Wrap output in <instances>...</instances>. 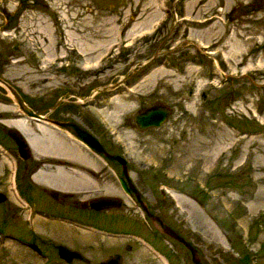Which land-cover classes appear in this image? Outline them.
<instances>
[{
    "label": "rangeland",
    "instance_id": "1",
    "mask_svg": "<svg viewBox=\"0 0 264 264\" xmlns=\"http://www.w3.org/2000/svg\"><path fill=\"white\" fill-rule=\"evenodd\" d=\"M0 77L36 106L90 81L109 148L167 171L156 212L189 229L202 264H264V0H0ZM153 103L164 123L135 130ZM0 264L42 261L0 235Z\"/></svg>",
    "mask_w": 264,
    "mask_h": 264
},
{
    "label": "flooded vegetation",
    "instance_id": "2",
    "mask_svg": "<svg viewBox=\"0 0 264 264\" xmlns=\"http://www.w3.org/2000/svg\"><path fill=\"white\" fill-rule=\"evenodd\" d=\"M69 50L82 54L75 47ZM72 69L82 74L79 68ZM139 79L124 77V89L135 87ZM84 81L79 87H62L53 100L44 95L38 106L25 101L13 86L24 105L39 118L25 116L0 85L7 97L2 104L11 108L0 112V223L16 219L10 232L0 224V235L40 258L42 264H99L114 254L120 256L121 264H187V257L193 264L188 248L164 233L162 225L198 255L187 235L189 229L172 220L176 215L168 219L156 212V184H169L167 171L161 168L156 172V165L151 164L134 165L124 148H109L117 128L110 130L98 118L94 99L98 91L90 81ZM156 105H141L132 112L128 119L135 130L156 128L139 129L134 121L135 116ZM99 107L101 114L104 107ZM79 132L95 139L102 151L90 146ZM240 134L255 131L240 130ZM159 194L166 198L162 190ZM59 246L77 255L61 257ZM87 251L108 252L98 259ZM198 259L202 264L199 255Z\"/></svg>",
    "mask_w": 264,
    "mask_h": 264
},
{
    "label": "water",
    "instance_id": "3",
    "mask_svg": "<svg viewBox=\"0 0 264 264\" xmlns=\"http://www.w3.org/2000/svg\"><path fill=\"white\" fill-rule=\"evenodd\" d=\"M0 85H2L7 90L11 98L19 105V108L21 109V111L24 113L25 116H34L39 118L37 115H35L32 112V110H30L24 105L22 98L20 97L18 92L13 88V86H11L1 77H0ZM167 114H168V109L166 107L162 105H156L154 107L146 109L144 114L135 116L134 121L139 129H145L148 127H157L165 121ZM8 135H10L18 143L20 142L19 138L16 135H14V133L8 131ZM80 135L84 140H86L90 144V146H92L93 148L99 151H102V147L95 139L87 137L82 133H80ZM108 157H113L121 160L119 157L112 155H108ZM162 231L167 235H169L170 237L176 238L178 241H180L188 248L191 254V260L193 264H201L198 259L196 250L192 246H190L186 241H184L182 238L177 236L170 228L162 225ZM31 247L34 249L36 253L39 254V252L33 246ZM58 250H59V255L66 259H70L71 257L77 255V253L70 251L68 248L64 246H59ZM99 264H121L120 256L118 254H114L113 256L108 257L107 259L101 261Z\"/></svg>",
    "mask_w": 264,
    "mask_h": 264
},
{
    "label": "bare ground",
    "instance_id": "4",
    "mask_svg": "<svg viewBox=\"0 0 264 264\" xmlns=\"http://www.w3.org/2000/svg\"><path fill=\"white\" fill-rule=\"evenodd\" d=\"M119 33V32H118ZM118 37V36H117ZM119 38V37H118ZM96 49H91V50H89V54L90 53H92V52H94ZM80 53V52H79ZM114 101V100H113ZM114 104H120V103H118V102H115ZM121 104H123V105H125L124 107H127L129 104H130V102L128 103V102H125V103H121ZM17 123H19V122H17ZM20 146V145H19ZM70 146V145H69ZM77 156V155H76ZM81 176V175H80ZM78 177H79V175H78ZM82 177V176H81ZM77 178V177H76ZM78 179V178H77ZM86 180V179H85ZM78 183V182H77ZM263 204H264V200L263 201H261Z\"/></svg>",
    "mask_w": 264,
    "mask_h": 264
}]
</instances>
